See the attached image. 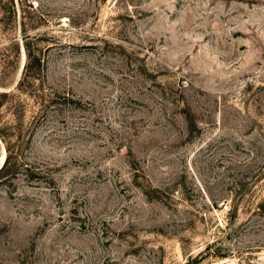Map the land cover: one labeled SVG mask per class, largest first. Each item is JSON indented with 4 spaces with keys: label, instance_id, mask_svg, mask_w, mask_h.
<instances>
[{
    "label": "rangeland",
    "instance_id": "rangeland-1",
    "mask_svg": "<svg viewBox=\"0 0 264 264\" xmlns=\"http://www.w3.org/2000/svg\"><path fill=\"white\" fill-rule=\"evenodd\" d=\"M0 132V264H264V0H0Z\"/></svg>",
    "mask_w": 264,
    "mask_h": 264
},
{
    "label": "trees",
    "instance_id": "trees-1",
    "mask_svg": "<svg viewBox=\"0 0 264 264\" xmlns=\"http://www.w3.org/2000/svg\"><path fill=\"white\" fill-rule=\"evenodd\" d=\"M3 95H7V93L5 94H3ZM39 104H42L41 102H38ZM1 132H0V137H1ZM2 139V138H1ZM9 153H10V148L8 147V146H5V162H4V164L1 166V168H0V181H1V179H2V177H3V175H2V173H3V171H4V169L6 168V166H7V164H8V159L10 158V155H9ZM186 264V263H185Z\"/></svg>",
    "mask_w": 264,
    "mask_h": 264
},
{
    "label": "bare ground",
    "instance_id": "bare-ground-1",
    "mask_svg": "<svg viewBox=\"0 0 264 264\" xmlns=\"http://www.w3.org/2000/svg\"><path fill=\"white\" fill-rule=\"evenodd\" d=\"M4 152H5V150L2 149L1 154H0V165L5 160V153Z\"/></svg>",
    "mask_w": 264,
    "mask_h": 264
},
{
    "label": "water",
    "instance_id": "water-1",
    "mask_svg": "<svg viewBox=\"0 0 264 264\" xmlns=\"http://www.w3.org/2000/svg\"><path fill=\"white\" fill-rule=\"evenodd\" d=\"M3 163H4V161L1 163L0 168H1V166L3 165Z\"/></svg>",
    "mask_w": 264,
    "mask_h": 264
}]
</instances>
